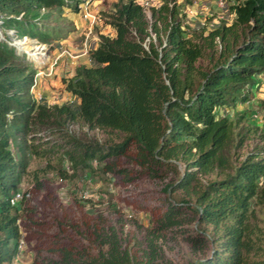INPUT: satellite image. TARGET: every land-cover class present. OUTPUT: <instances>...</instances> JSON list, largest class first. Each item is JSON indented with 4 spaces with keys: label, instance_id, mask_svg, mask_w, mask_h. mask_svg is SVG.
<instances>
[{
    "label": "trees",
    "instance_id": "obj_1",
    "mask_svg": "<svg viewBox=\"0 0 264 264\" xmlns=\"http://www.w3.org/2000/svg\"><path fill=\"white\" fill-rule=\"evenodd\" d=\"M226 1L229 19L220 16L188 36L177 0H151L150 18L139 0L111 1L101 14L112 31L98 32L87 50L89 64L78 63L71 75L61 77L73 103L35 98V69L0 40V264L16 256L21 235L34 239V250L55 255L46 264H158L152 240L138 260L128 243L93 223L86 210L79 220L65 214L50 230L48 221L29 210L30 223L22 227L17 204L8 198L21 187L25 144L47 125L44 130L58 133L60 143L55 145L61 148L63 173L66 160L71 172L85 169L88 174L94 166L127 181L139 174L162 178L168 171L177 173L162 188L166 195L180 189L185 197L155 205L149 211V230L157 233L176 224L185 210H192L199 222L211 223L207 236L202 230L185 235L193 245L211 244L208 256L187 264H264V230L259 236L252 224L254 205L264 207V129L257 133L260 144L238 161L249 125L235 129L244 113L236 108L237 115L229 117L223 111L252 99L258 77L264 80V0ZM83 2L0 0V28L53 46L75 24L70 19L67 25L51 24L43 18L51 12L65 18L64 11L77 12ZM255 103L264 124V94ZM75 119L123 136L108 144L81 139L66 131L67 121ZM17 135L21 140L13 143ZM14 145L22 150L18 159ZM29 147L37 154L35 145ZM120 155L137 167L119 165ZM28 190L34 196L39 191L30 187L20 199ZM63 225L98 240L99 251L93 255L73 242Z\"/></svg>",
    "mask_w": 264,
    "mask_h": 264
},
{
    "label": "rangeland",
    "instance_id": "obj_2",
    "mask_svg": "<svg viewBox=\"0 0 264 264\" xmlns=\"http://www.w3.org/2000/svg\"><path fill=\"white\" fill-rule=\"evenodd\" d=\"M113 0H85L79 6L77 12L64 11L65 18L56 17L54 12L43 18L51 24L67 25L70 19L75 24L66 37L53 42V46L46 45L34 38L27 36L16 37L13 28H0V40H6L15 49V53L20 60L31 64L36 71L46 70L51 64L52 72L48 75L41 74L36 77V82L31 89L32 95L45 103H73L74 97L63 89L62 82L55 75V70L59 66L70 63L76 65L79 59L87 54V49L98 38V32H110L111 28L103 24L101 11L110 9ZM181 3L182 21L185 35L200 27H210L220 16L230 18L226 3L222 7L215 5L213 0H177ZM41 11V10H40ZM94 12L97 19L89 24V19L84 17L85 12ZM145 14L150 18L149 8L145 6ZM39 22H41L39 20ZM78 28L81 32L77 31ZM153 36V34H152ZM36 51L35 54L32 52ZM203 63L205 60L202 61ZM55 69V70H54ZM259 75V74H257ZM255 77V76H254ZM45 92V94H44ZM42 96V97H41ZM252 98L242 102L235 107L225 108L229 117H234L235 109H240L243 117L239 118L237 126L241 130L249 125V131L243 144L237 150V160L239 161L245 153L260 144L258 131L264 129V124L260 120V107ZM67 132L81 139H93L102 144L114 143L119 141L123 133L109 128L88 127L80 119L67 121ZM257 126H255V124ZM49 127V125L44 126ZM40 127L35 132V138L24 146L27 164L21 175V191L30 187L39 189L37 195H31L32 191L27 192L26 197L20 199L16 205V214L22 227L30 223L28 211H32V216H39L48 221L50 229H56L58 219L69 218L79 220L83 211H88L93 223H97L104 231L114 232L122 244L128 243L135 253V257L142 261L143 247L152 240V244L157 248L158 264H187L194 263L196 260L208 256L211 252V244H191L186 238L187 233L200 232L207 236L210 234L211 223L199 222L196 214L192 210H185L178 218L176 224H172L157 233L149 230V211L160 205L165 200L180 201L184 193L180 189L166 193L163 184L175 179L177 173L168 171L162 178H151L147 175H135L130 181L118 175L103 173L95 168L92 172L86 173L85 169H78L71 172V169L61 172V148L55 144L60 143L57 131L50 133ZM20 136L13 139V143L19 142ZM54 141V142H52ZM30 145H35L37 154L32 152ZM54 144V146H51ZM13 146V155L18 159L22 153L21 148ZM17 148V149H16ZM116 161L121 166L135 169L137 166L124 155L117 157ZM100 164L96 165L99 166ZM179 166H177V169ZM62 173V174H61ZM62 176H61V175ZM61 176V177H60ZM86 189L88 194L85 198L81 196V191ZM83 204H80L79 201ZM48 201L52 203L49 206ZM192 201V200H190ZM50 207V208H49ZM254 233L261 235L264 230V207L254 205ZM67 218V219H68ZM64 226V233L79 246L87 249L89 253L95 255L99 251L98 240L86 237L79 230ZM258 228V230H257ZM251 237L255 242L262 244L255 234ZM22 243L17 248L16 256L10 261L2 264H46L50 253L44 250L36 251L33 249L34 239L32 237L20 236ZM105 246H102L104 248ZM256 257V256H253ZM139 262L138 264H140Z\"/></svg>",
    "mask_w": 264,
    "mask_h": 264
},
{
    "label": "built area",
    "instance_id": "obj_3",
    "mask_svg": "<svg viewBox=\"0 0 264 264\" xmlns=\"http://www.w3.org/2000/svg\"><path fill=\"white\" fill-rule=\"evenodd\" d=\"M140 2H142L144 4V7H148L149 3L151 2V0H139ZM213 2L215 3V5H217L218 7H222L225 3H227L226 0H213ZM145 9V8H144ZM84 17H86L87 19H89V24H92L95 22V20L97 19V16L94 12H90V11H87L85 12L84 14ZM89 49V47H88ZM87 49V50H88ZM52 64L46 68V70H41V68H39L37 71H36V74L33 75V83H32V87L33 85L35 84L36 82V77H38L39 75L41 74H50L52 72V68H51ZM63 166L65 167V169L68 171L69 169V163L68 161H64L63 162ZM86 192H88L86 189H83L81 191V196L82 197H86L88 194H86ZM21 194H22V191L21 189H16L14 192H12V194L10 195V197L8 198L9 199V202L10 204L12 205H16L17 202L20 200L21 198ZM20 243H22V240L19 238L18 239V244H17V248L20 246Z\"/></svg>",
    "mask_w": 264,
    "mask_h": 264
},
{
    "label": "crops",
    "instance_id": "obj_4",
    "mask_svg": "<svg viewBox=\"0 0 264 264\" xmlns=\"http://www.w3.org/2000/svg\"><path fill=\"white\" fill-rule=\"evenodd\" d=\"M202 1H205V0H201V2ZM77 31L81 32V29L78 28V26H77ZM78 60H79L78 63H83V64H86V65L89 64L88 54H86L85 56H83L82 59H79V57H78ZM64 64L65 65H62V67L59 66V70L58 69H56V70L54 69L55 70L54 73H55V75H57L58 80H60V81H61V77L62 76L71 75L73 73V70H74V67H75V65L72 66V65H70V63H64ZM261 78H263L262 75H260L258 77L257 84H255L256 85V88H257V89L255 88L254 91H253V94H254L253 98H255V99L256 98H260L264 94V83H263L264 80L261 79ZM44 94H45V92H44Z\"/></svg>",
    "mask_w": 264,
    "mask_h": 264
},
{
    "label": "bare ground",
    "instance_id": "obj_5",
    "mask_svg": "<svg viewBox=\"0 0 264 264\" xmlns=\"http://www.w3.org/2000/svg\"><path fill=\"white\" fill-rule=\"evenodd\" d=\"M32 53H33V54H35V53H36V51H33Z\"/></svg>",
    "mask_w": 264,
    "mask_h": 264
},
{
    "label": "clouds",
    "instance_id": "obj_6",
    "mask_svg": "<svg viewBox=\"0 0 264 264\" xmlns=\"http://www.w3.org/2000/svg\"><path fill=\"white\" fill-rule=\"evenodd\" d=\"M32 88V87H31ZM12 148V147H11Z\"/></svg>",
    "mask_w": 264,
    "mask_h": 264
}]
</instances>
